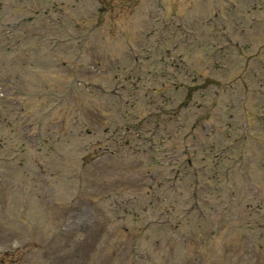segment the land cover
Masks as SVG:
<instances>
[{
    "label": "rangeland",
    "instance_id": "374dc122",
    "mask_svg": "<svg viewBox=\"0 0 264 264\" xmlns=\"http://www.w3.org/2000/svg\"><path fill=\"white\" fill-rule=\"evenodd\" d=\"M262 1L0 0V264H264Z\"/></svg>",
    "mask_w": 264,
    "mask_h": 264
}]
</instances>
